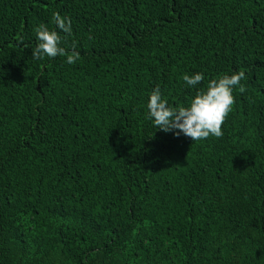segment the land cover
Masks as SVG:
<instances>
[{
	"label": "trees",
	"instance_id": "1",
	"mask_svg": "<svg viewBox=\"0 0 264 264\" xmlns=\"http://www.w3.org/2000/svg\"><path fill=\"white\" fill-rule=\"evenodd\" d=\"M239 71L222 138L147 118ZM0 264H264V0H0Z\"/></svg>",
	"mask_w": 264,
	"mask_h": 264
},
{
	"label": "clouds",
	"instance_id": "2",
	"mask_svg": "<svg viewBox=\"0 0 264 264\" xmlns=\"http://www.w3.org/2000/svg\"><path fill=\"white\" fill-rule=\"evenodd\" d=\"M53 22L61 30L60 32L49 30L43 24L34 30L37 44L32 49L33 58L54 59L60 56L66 57V63L75 64L80 59V53L75 50V42L71 46V51L62 46L72 34L70 18L54 13ZM61 32L64 35H61ZM244 79L246 76L243 71L211 79L206 88L196 92L186 107L169 106L157 86L149 95L146 105L147 118L153 122L156 129L165 133L174 132L177 137L183 134L193 142L206 140L209 137L222 138L223 125L235 104L234 90L238 88L241 94L246 91V87L241 83ZM203 80L202 73L183 75V81L188 87H195Z\"/></svg>",
	"mask_w": 264,
	"mask_h": 264
}]
</instances>
